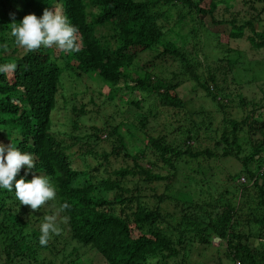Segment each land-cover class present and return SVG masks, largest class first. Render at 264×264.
<instances>
[{
	"label": "trees",
	"instance_id": "trees-1",
	"mask_svg": "<svg viewBox=\"0 0 264 264\" xmlns=\"http://www.w3.org/2000/svg\"><path fill=\"white\" fill-rule=\"evenodd\" d=\"M222 1L227 9L228 0ZM240 1L255 14L253 19L236 21L234 17L214 16L219 0H0V65L9 62L17 65L14 75L0 74V141L6 137L13 147L33 156L35 167L30 170L22 167L16 180L23 178L27 182L33 176L48 177L57 192L55 201L33 212L29 206L20 205L14 186L13 192L0 188V252L4 254V264H15L14 259L20 260V264H85L81 257L91 249L105 264H167L178 256L185 243L200 237L201 244H208L209 235L214 233L225 242L227 256L237 264H264V246L260 244L264 241V172H260L264 168V116L252 131L259 135L254 141L248 139L256 123L255 119L248 122L252 115L239 119L223 116L226 124L214 142L217 152L205 146L193 150L191 146L173 145L174 140L168 143L166 137L147 134L144 130L149 115L140 112L145 100L142 95H150L159 106L176 109L177 119L184 115L187 125L177 120L176 128L184 126V139L196 140V129L204 123L205 112L180 114L184 100L175 91L178 82L153 76L148 70L172 58L184 66L187 70H183L184 74L198 81L193 73L195 64L189 57L194 55L184 50L181 39L197 38L204 27L203 17H208L212 24L227 25L228 38L245 36L253 49H264V25L260 29L254 26L263 21L264 0ZM45 8L61 10L70 25L78 29L80 51L65 54L41 47L25 54L23 49L16 48L10 36L11 24L19 23L28 14L39 18ZM173 18L176 27L171 29L167 23ZM103 27L107 28L105 33L100 32ZM244 29L248 34H244ZM210 32L206 35L219 39L217 31ZM176 40L180 43H175ZM148 50L154 51L158 63L145 61L138 66L134 60ZM224 60L230 68L228 55ZM65 69L77 77L92 76L99 91L89 95L85 103L77 98L78 104L70 106L74 117L69 129L55 131L52 113L57 109ZM208 81L214 84L212 73L208 74ZM101 84L107 86L104 95H100ZM197 84L208 94L204 83ZM210 96L215 99L214 94ZM95 98L110 108V118L120 116L105 134V140L112 144L108 152L96 150L99 141L96 128L91 127L88 132L76 121V116L90 114L98 106ZM237 105L242 109L244 102ZM253 105L252 111L264 110V101ZM124 121L125 127L121 125ZM134 131L146 137L138 153L153 149L160 164L172 171L175 164L189 168L190 163L200 158L232 156L240 164L236 176L242 174L244 184L238 182V187L225 188L208 199L211 202L200 203L199 199L187 197L190 187L184 189V180L179 185L176 179L173 191L166 184L157 193L154 185H149L146 190L153 193L147 197L142 185L132 179L136 176L145 186L166 181L168 174L160 173L159 167L155 171L135 162L139 155L137 152L130 155L124 140V136L128 140ZM73 147H77L82 158L92 157L96 161L83 174L70 166L68 151ZM117 156L128 157L132 165L112 168V178L97 175L100 167L111 164V159L118 161ZM153 165L157 166L154 162ZM191 176L184 177L188 184ZM197 176L193 171V177L198 179ZM190 186L195 193L204 194L203 181L194 179ZM108 192L110 197L106 196ZM64 202L71 207L57 219L61 234L53 235L46 246H41L39 229L44 217L56 214ZM206 206L216 209L215 215L219 216L216 221H209L211 213L199 210ZM196 207L199 209L194 210ZM65 215L70 217L66 224L61 222Z\"/></svg>",
	"mask_w": 264,
	"mask_h": 264
},
{
	"label": "rangeland",
	"instance_id": "rangeland-1",
	"mask_svg": "<svg viewBox=\"0 0 264 264\" xmlns=\"http://www.w3.org/2000/svg\"><path fill=\"white\" fill-rule=\"evenodd\" d=\"M224 6V2L219 0L214 16L234 17L236 21L254 18L255 14L251 13V10L240 0H228L227 9L224 8ZM262 13L264 12H261V14ZM263 18L264 16L261 18L263 20L261 23H254L257 29H260L262 27L261 25H264ZM173 20L174 18L167 23L171 29L176 27L173 25ZM185 21H187V19ZM203 23L204 27L200 29L197 38L194 37L193 40H191L188 37L186 41L185 39H181V42L184 50L194 55L193 58L191 55L189 56L192 59L191 61L195 64V66H193V73L197 76L199 82L204 83L208 87V94L197 84L198 81H194L193 77L188 73L184 74L183 70L185 72H187V70L184 69V66H179L177 61L172 58H167L163 63L154 65L148 70L153 76L166 80L171 79L173 80L172 82H178L175 91L177 96L184 100V107L180 110V114L198 112L199 110L205 112L204 123L201 124L200 128L196 129V140L184 139V126H180V129L176 128L178 122L181 125H187L188 122L184 118V115L177 119L174 113L176 109L159 106L152 96L142 95L145 100L143 101L140 112H145L149 115L146 117V126L144 130L147 134L157 137H166L165 141L168 143L174 140L175 142L172 143L173 145L179 143L183 147L191 146L193 150L205 146L210 147L213 151L219 152L217 149L218 146H216L214 142L219 138L222 127L226 124L222 121L223 116L239 119L240 116H246V114L252 115V117H249L247 120L251 122L255 119L256 123L250 130V137L248 139L254 141L259 137L257 132L252 133V131L256 129L255 127H258L260 120L263 119L264 110H261L262 112L257 110L258 108L254 111L252 110L254 108L253 104L263 103L264 101V49H253L245 36H242L240 39L228 38V26L225 24H212L209 22L208 17H203ZM192 26H195V24L193 23ZM105 31H107V28L103 27L100 32L105 33ZM208 31H211L210 33H215L213 31H217L216 35L219 36V39H213L212 36H207L206 34H208ZM244 34H248L247 29H244ZM169 36L174 40L175 37H173L172 33H169ZM175 43L179 44L180 40H176ZM51 49L52 48H49V50ZM153 52L154 51L151 50L144 51L140 53L134 61L138 66L143 65L145 61H151L153 64L158 63V58L153 56ZM227 55L232 62L230 68L226 65V61L224 60V57ZM53 56L51 55V57ZM193 59L197 60V62ZM147 67H149V65ZM209 73H212L214 76V84L208 81ZM174 75L176 78H173ZM61 83V87L58 90L60 95H58L57 109L52 113V130L55 131H67L69 129L71 118L74 117L70 112V106L72 104H78V101L85 103L89 95L93 96L97 93V90L99 91V84L92 80V76L88 77L86 75H81L77 77L66 71V69L61 78ZM100 91V95H104L107 91V86L101 84ZM119 91H121V89H119ZM119 91L115 95V100L117 99V95L120 94ZM73 94L76 96H73ZM210 94L215 95L214 100L211 99ZM134 95L138 94L134 93ZM77 98L80 100L77 101ZM100 98L102 99V97ZM100 98H95V102L98 106L93 108L90 114L76 116V121L78 120L80 125H84L88 132L92 131V129H90L91 127L97 129L96 137L99 141L97 142L96 150L98 153L103 149H106L107 152L110 150L112 144L109 140H105L107 137L105 134L111 128L110 126L118 122L117 120L120 118L119 115L110 118L108 116L110 108L104 106V104H100ZM137 98L138 97L135 96V99ZM227 100L231 103L229 104ZM239 101L244 102L242 109L237 105ZM223 104L224 107H220V105ZM94 110H97V112L93 113ZM118 110H121V107H119ZM196 121L199 122L200 120L197 118ZM125 123L124 121L121 125L125 127ZM80 133L82 134V131ZM142 136V134H136L135 131L132 136L127 138L128 140H126L124 136L127 150L130 155H134L136 152L138 153V150L144 145L146 137ZM246 143L247 139L245 140V146L248 147ZM0 144L8 145L9 139H6V137L3 138ZM68 152L70 153V166L77 169L80 174H83L90 167L95 165L96 161L94 158H82L77 151V147H73ZM138 155L135 162L139 165L147 169L149 168L148 166H150L151 169L155 171L158 170L159 167L160 173L168 174L166 181L145 184V186H143L142 181L136 176L132 179V182H139V185H142L141 189L144 190L147 197H150L153 193L146 190L149 185H154L157 193H161L166 184L171 185L169 190L173 191L175 187L173 183H175V180L177 179V184L180 185L179 181L183 179L185 182L184 189L190 187L189 190L187 189L190 193L187 197L193 200L199 199V201H202L200 203H207L211 202L210 200L208 201V199H212L214 196L216 197L225 188L231 190L232 187H235L234 185H238V182L241 183L240 177L242 174L236 176L239 172L240 164L232 156L226 158H219L218 156L204 159L200 158L196 160L195 163H190L189 168L180 164H175L174 168L176 169L172 171L167 166L160 164L153 149L148 150L146 148L143 152L138 153ZM117 157L118 161L115 160L114 162V160L111 159V164H108L103 169L100 167L97 175L112 178L113 175L110 174L112 168L132 165L131 159L128 157ZM102 162L103 161H101V163ZM153 162L157 166H154ZM193 171L198 174V179L193 177ZM91 173L95 172L91 170ZM186 175H188V177L192 175V178L189 180L191 185L194 179L203 181L202 190L204 194L199 195L191 190L192 186L184 179ZM243 182L241 184H244ZM106 196L110 197L109 192ZM148 199L151 201V198ZM198 209L199 208L196 207L194 210ZM199 210H202L203 213H211L209 221H216L215 219H217L218 214L215 215L216 209L212 208V206H206ZM209 236V242L205 245L201 244L200 237H196L193 241L185 243L184 248L179 250L178 256L168 260L167 264H237L236 261L227 256L225 242L215 233ZM1 240L2 238L0 237V242H2ZM256 244L259 243L256 242ZM260 244L264 246V241L260 242ZM181 255H183L184 258H182ZM81 258L84 259L85 264H105L100 255L93 249L86 250ZM3 261L4 254L0 252V264H4ZM14 263L20 264L21 261H16L14 259Z\"/></svg>",
	"mask_w": 264,
	"mask_h": 264
},
{
	"label": "clouds",
	"instance_id": "clouds-1",
	"mask_svg": "<svg viewBox=\"0 0 264 264\" xmlns=\"http://www.w3.org/2000/svg\"><path fill=\"white\" fill-rule=\"evenodd\" d=\"M78 29L68 22L61 10L45 8L41 17L34 14L25 15L19 23L11 24L10 36L14 38L15 46L24 50L25 54L44 48H55L62 53L80 51L77 40ZM7 47V45H5ZM17 65L13 62L0 65V74L14 75ZM33 169L35 167L33 156L22 153L19 148L0 144V188L14 193L20 205L29 206L33 212L49 201H55L56 188L50 183L48 177L33 176L30 181L23 178L16 180L20 169ZM71 205L64 202L59 205L56 214L44 217L40 225L39 244L46 246L53 235H60L61 229L57 225L60 213L70 209ZM70 217L61 218L62 223H68Z\"/></svg>",
	"mask_w": 264,
	"mask_h": 264
},
{
	"label": "built area",
	"instance_id": "built-area-1",
	"mask_svg": "<svg viewBox=\"0 0 264 264\" xmlns=\"http://www.w3.org/2000/svg\"><path fill=\"white\" fill-rule=\"evenodd\" d=\"M260 172H264V168H262ZM240 180H241V182H243L244 181V178L243 177H240Z\"/></svg>",
	"mask_w": 264,
	"mask_h": 264
}]
</instances>
